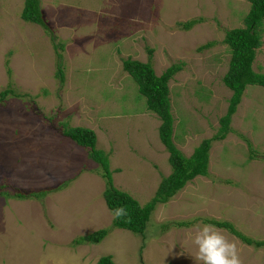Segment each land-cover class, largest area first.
<instances>
[{
    "label": "rangeland",
    "instance_id": "1",
    "mask_svg": "<svg viewBox=\"0 0 264 264\" xmlns=\"http://www.w3.org/2000/svg\"><path fill=\"white\" fill-rule=\"evenodd\" d=\"M25 1L0 0V264H97L106 255L116 264H194V226L204 220L231 222L264 241V160L250 161L241 138L264 156L263 87L245 91L232 132L213 142L208 176L157 204L144 235L112 228L104 169L63 135L65 124L93 130L114 186L146 205L173 169L162 121L123 60L151 61L158 75L185 63L170 98L174 143L190 157L218 134L228 110L231 54L223 40L246 26L250 0H39L43 24L21 18ZM192 18L204 22L188 31L178 25ZM261 37L253 68L264 74V25ZM209 42L215 45L198 51ZM40 191L48 194L14 196ZM100 229H109L100 244L73 243ZM222 230L243 264H264V246Z\"/></svg>",
    "mask_w": 264,
    "mask_h": 264
},
{
    "label": "trees",
    "instance_id": "2",
    "mask_svg": "<svg viewBox=\"0 0 264 264\" xmlns=\"http://www.w3.org/2000/svg\"><path fill=\"white\" fill-rule=\"evenodd\" d=\"M251 9L246 16V26L227 30L224 37V44L228 46L231 54L230 65L227 74L224 77L226 86L232 91L229 99L228 110L225 115L219 119L220 128L218 134L211 139H206L198 147L193 155L186 157L175 145L173 139L175 120L172 115L170 81L178 73L184 70L185 63L178 62L170 66L163 74L158 75L151 61L143 62L132 58L123 60V70L134 79L138 86L139 94L146 98L147 109L156 113L162 121L159 128V137L162 144L170 153L169 163L173 172L161 182L156 195L146 205L141 206L130 194L119 191L113 183L112 172L109 168L110 162L104 153L96 148L97 135L88 128L69 127L65 124L63 135L73 140L78 146L89 148L90 156L98 164L100 169H104V178L107 179L104 198L110 211L117 207H126L128 217L114 218L112 228L131 231L135 234L144 235L145 229L151 219V215L156 209L157 204L165 203L179 193L188 182L197 177H207L209 174V157L212 143L222 141L232 132V118L242 102L247 87L258 85L264 88V74L254 71L253 65L257 57V50L262 47L263 41L261 30L264 25V0H250ZM43 15L40 9L39 0H26L21 14V18L26 22L43 24ZM203 18H192L185 22H179L178 25L183 30H192L195 26L203 23ZM215 45L209 42L198 48L199 52L210 49ZM60 46V45H59ZM64 46H61L63 48ZM62 55H59L61 58ZM62 59V58H61ZM7 67L9 65L7 64ZM9 70V74H10ZM57 76L64 82V70L58 63ZM11 91L6 90L2 96H6ZM248 147L249 160L259 156L255 143L248 137L241 135ZM2 188V186H1ZM3 190V188H2ZM2 193V191H0ZM48 192H29L27 195L18 193L14 195L21 199H42ZM130 217V220H129ZM205 223L216 225L220 229L229 230L237 236L242 242L255 247L264 246V241H253L228 221L204 220ZM176 226H191V222H177ZM168 227L167 225L164 228ZM109 234V229H100L91 234L79 237L73 242L76 246L85 244H100ZM73 244V245H74ZM74 245V246H75ZM97 264H116L112 255L100 257Z\"/></svg>",
    "mask_w": 264,
    "mask_h": 264
},
{
    "label": "clouds",
    "instance_id": "3",
    "mask_svg": "<svg viewBox=\"0 0 264 264\" xmlns=\"http://www.w3.org/2000/svg\"><path fill=\"white\" fill-rule=\"evenodd\" d=\"M249 87H247V89ZM254 147L256 148V145H254ZM260 158L264 160V156L263 157L257 156L250 159V161L261 160ZM128 215L129 214L126 207L121 206L113 209L114 218H118V219L124 218V217H128ZM192 243L196 248L194 264H243L236 243L230 241L223 234V230L218 228L214 224L206 223L203 225L201 224L195 225L194 236L192 237Z\"/></svg>",
    "mask_w": 264,
    "mask_h": 264
}]
</instances>
